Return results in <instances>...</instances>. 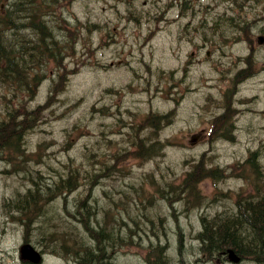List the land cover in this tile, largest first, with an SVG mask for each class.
Returning <instances> with one entry per match:
<instances>
[{
    "label": "rangeland",
    "instance_id": "obj_1",
    "mask_svg": "<svg viewBox=\"0 0 264 264\" xmlns=\"http://www.w3.org/2000/svg\"><path fill=\"white\" fill-rule=\"evenodd\" d=\"M117 1L64 0L58 6L52 5L48 13L53 12L54 15L36 16L38 22L52 19L56 29L65 28L67 39L64 31L60 30L62 37L55 31L61 43L58 47L61 56L58 61L42 60L38 73L32 74L41 79L33 93L14 92L12 88L0 84V120L6 118L7 111L19 105L37 108L38 121L26 137V149L40 154L31 163L33 169L43 173L42 179L56 178L70 169L78 172L76 178L80 185L69 193L59 194L60 198L49 207L51 213L56 210V232H66V228L85 232L84 225L79 224L73 213L78 211L76 204L87 198L92 188L94 199L98 201L96 210L105 209L112 213L117 205L116 210L123 209L125 212L123 217L129 223L128 227L131 225L139 233L133 239V245L132 242L127 243L118 251L117 264H161L157 261L156 249L152 248L156 245L153 239L161 245L166 244L163 251L166 263L162 264H180L182 256L197 261L199 243L194 236L200 230V217L232 212L235 197L246 190L250 192L251 180L239 178V175L243 170L242 163L253 152H256V168L262 173L260 182L264 183V67L257 77H252L238 90L240 93L236 101L240 102H234L231 105L234 109L228 114L234 115L237 122L229 129L227 138L219 139L217 135L230 118H225L218 125L212 124V119L221 112L220 87L224 85L223 79L226 83L228 78H221L211 68H206L210 61L203 57L205 51L200 57L192 54L195 62L189 78L169 79L167 73L180 65L185 54H198L204 42H193V46L187 41L176 42L172 50L177 52L173 54L170 50L171 32L181 29L182 24L171 26L170 14L165 27L143 49L136 44L132 46L133 41L120 40L127 46H112L109 50L105 42L109 31H106L104 21L116 18ZM200 1L210 2L214 7L208 12L209 16H202L209 22L201 28L212 32L222 30L224 39L241 40L239 32L245 19L264 21L262 0H256V11L255 2L245 0V10L239 22L238 18L235 19L236 14L233 16L231 11L226 10V0ZM143 4V0L133 2V6L141 7ZM123 7L118 5L120 10ZM198 10L204 12L202 6ZM89 19L100 27L89 29ZM22 20L27 22L29 19L25 17ZM263 23H257L252 36L261 33ZM192 24L198 25V17L192 20ZM143 27L146 29L147 25ZM128 30L123 39L135 40L140 34L141 39L147 40L145 30L142 34L135 27ZM29 35L25 29L19 31L18 37L26 41ZM76 36L80 40L74 44ZM121 36L119 33V39H122ZM222 38L214 37L216 40ZM208 48L212 49L210 45ZM225 50L224 64L229 66L237 55L242 56L248 50V45L240 41L226 46ZM175 55L177 57H173ZM116 58L122 59L124 65H112L111 60ZM141 58L150 64L151 72L142 68ZM162 70L166 71L164 76ZM203 71L204 75H208L201 77L200 72ZM137 74L144 78H138ZM244 101L246 104L243 105ZM249 106L253 108H246ZM172 110L173 116L169 117L168 113ZM35 116V112L28 114L29 118ZM165 118L168 119L164 125L157 128L156 122ZM139 140L146 144L154 143L149 146H157L160 151L150 159L132 156L133 144ZM113 157L118 158L119 168L107 175L106 166L112 163ZM199 163L201 167L195 165ZM97 165L102 167L98 168L92 185H82L86 173L94 172ZM215 170L219 172L218 176L224 178L214 181L207 174ZM188 173H195L198 177L196 184L189 187L185 184ZM154 182L173 186L175 193H182L180 197L175 194L176 200L169 203L170 200L160 198L158 186L153 188ZM25 183L21 171L13 169L8 162L0 161V264H30L24 263L20 253L26 243L33 244L43 254L41 264H77L72 256L59 254L43 243L42 248L35 241L29 242L32 236L26 238L24 230L1 212V206ZM93 185L96 190H93ZM190 195L198 199L188 202L186 199ZM141 198L143 204L140 203ZM72 217L77 221L74 228L66 226L67 222L74 220ZM147 219L155 223L142 222ZM135 223H138V228ZM181 234L185 240L183 249L193 248L191 256L186 251H182V255L178 252L176 245ZM157 236L159 240L155 238ZM199 264L216 263L199 261ZM221 264L254 263L248 260L234 263L229 258Z\"/></svg>",
    "mask_w": 264,
    "mask_h": 264
},
{
    "label": "trees",
    "instance_id": "obj_2",
    "mask_svg": "<svg viewBox=\"0 0 264 264\" xmlns=\"http://www.w3.org/2000/svg\"><path fill=\"white\" fill-rule=\"evenodd\" d=\"M25 1L22 0L20 3L14 1L12 4L10 0H0V84L12 88L14 92L33 93L41 79L36 75L32 76L31 67L44 58L55 57L59 51L57 47H61V43L48 29L39 26L40 24L32 27L31 34L35 36L32 48L18 37L19 31L16 30L18 27H15L14 19L22 20L25 17L28 19L29 8L25 6ZM12 9H15V13ZM28 49L32 52L30 53ZM38 111L37 108L19 105L7 111L6 118L0 120V160L12 164L16 171H21L26 181L25 185L1 206V212L24 230L26 238L32 236L29 242L35 241L40 247L43 243L54 248L59 254L72 256L77 264H117L118 251L127 243L132 242L133 245V239H136L139 233L135 232L131 225L128 227L129 223L123 217L125 212L123 209L116 210L117 205L115 212L112 213L105 209L96 210L98 201L94 199L92 188L88 197L82 199L79 205L76 204L78 211L73 213L79 224L84 225L85 232L69 231L68 228L64 230L66 232H56L54 228L57 220L56 210L51 213L49 207L60 198L59 194L75 190L80 183L76 178L78 172L72 169L51 179H42L43 173L33 169L31 163L37 160L40 154L27 152L26 137L38 121ZM30 112H35L36 116L29 118ZM166 119L168 118L158 120L157 128L164 125ZM152 125L155 126L154 122ZM151 144L143 143L142 140L137 141L133 144L135 149L131 152L132 156L142 159L156 156L160 150L157 146L156 148L153 145L149 146ZM111 161L112 163L106 166L107 175L119 168L117 157H113ZM100 167L102 165H97L94 172L92 170L91 173L87 172L82 185L83 183L92 185ZM211 174L215 177L214 172ZM186 177L187 187L196 184L198 177L195 173H188ZM157 186L160 198L170 200L169 203L176 200L175 194L180 197L182 193V191L175 193L173 186L165 183L162 186L161 183L154 182L153 188ZM93 190H96L95 185ZM150 194L152 196L151 191ZM197 198L190 195L186 200L192 202ZM140 203L143 204L142 198ZM130 220L134 222L131 217ZM142 222L155 223L150 219ZM138 223H135L136 228ZM76 224L77 221L74 219L67 222L66 226L74 228ZM199 224L200 230L194 236V240L199 243V260L191 261L182 256L180 264H199V261L221 264L229 260V250L234 251L241 261L264 264V194L254 199L246 192L245 196L238 198L232 212L217 213L213 216L203 215ZM155 238L160 239L158 236ZM153 242L156 243L152 248L156 249L158 263H166L163 257L166 244L163 247L154 239ZM183 244L185 240L181 234L176 245L178 252L182 255V251H186L187 255L191 256L192 246L191 250L183 249Z\"/></svg>",
    "mask_w": 264,
    "mask_h": 264
},
{
    "label": "flooded vegetation",
    "instance_id": "obj_3",
    "mask_svg": "<svg viewBox=\"0 0 264 264\" xmlns=\"http://www.w3.org/2000/svg\"><path fill=\"white\" fill-rule=\"evenodd\" d=\"M121 1V0H119ZM250 1H254L255 2V8L254 11H256V1L255 0H250ZM190 0H172V5L174 7V17H173V21L174 23H179L180 21L184 20L185 17L189 16V19L192 21L194 18L198 17V20L200 19L202 22H204L203 26L208 25L209 21H205L204 18H202V16L204 14L208 15V11L209 9H203V13L201 14H197L195 12V10L193 8L190 7ZM245 10L243 8H236L235 11L239 12V20L240 17L242 15V11ZM259 22H264L262 19H249V20H244L243 21V27L241 28V34L243 35V43L245 45H248L250 43L249 38L252 37V31L256 28L257 23ZM192 24H188V25H182L181 29H176L173 32V41L172 43H176L179 42L180 44L184 41H187L188 43L191 44V46H193V42L195 43L203 41L204 45L200 48L198 54H194L193 52H191V54L188 56V53L184 55V58L181 60L180 65L178 67H173L170 70V75H171V79H175V78H185L188 77L190 75V71L192 69V65L195 62L194 59L192 58V54L195 57H200L201 53L203 51H205L203 57L207 58L210 61V65L206 66L211 68V70L220 75L222 78L223 77H227L228 78V83L231 84L232 89L228 90L227 92H221L220 94V98H221V103L219 105L221 112L218 115H215L212 119V124L218 125L219 122H221L222 120H224L225 118H230V122L225 123L224 127H235V122H237V119L235 120L234 115L232 116H228V114L234 109V105L240 101H236L237 95H239V92H237L236 94V86L237 83L239 81H241L244 77H246L247 75H249L250 73H252V68H253V63L255 61V56L256 52H247V54H245L243 56V62L245 63V67L241 68L240 67V57L236 56L233 59V62L231 65L229 66H225L224 64V58L226 55V50L225 47L232 45L234 43H237L235 41H230V40H225L222 38L223 35V31L221 30L220 32H212L209 30H203V32L199 31V28H196V32L193 33L192 31ZM211 32V33H210ZM260 32L259 34L264 33V23L263 26L260 28ZM193 34H195V38L193 37ZM200 37L199 39H197L196 37ZM215 38H222V39H214ZM219 41H221L222 43H220ZM212 47V49L208 48L207 46ZM174 45H172L171 50L173 48ZM192 51V50H191ZM177 51L176 49L172 50V53L175 54ZM258 56V55H257ZM173 57H177V55L173 56ZM220 63H222L223 65H219ZM203 68V67H202ZM205 68V67H204ZM203 72H200L201 77L207 76L208 74H203ZM249 97H246L245 99H247ZM240 100V99H238ZM253 101V98H251V103ZM246 104V102H243V105ZM231 106V107H230ZM246 108H253L251 106L246 107ZM174 111H172V116H173ZM223 127V128H224ZM258 188H264V185L260 184V185H254V193H253V197L255 198L256 196H259L260 194L256 193V189Z\"/></svg>",
    "mask_w": 264,
    "mask_h": 264
},
{
    "label": "water",
    "instance_id": "obj_4",
    "mask_svg": "<svg viewBox=\"0 0 264 264\" xmlns=\"http://www.w3.org/2000/svg\"><path fill=\"white\" fill-rule=\"evenodd\" d=\"M21 253H22V257L24 259H27V260L31 261L32 263H35V264H38L42 259L41 253L38 252L31 245H25L22 248ZM230 256L234 262H239L240 258L238 256H236L233 251H230Z\"/></svg>",
    "mask_w": 264,
    "mask_h": 264
},
{
    "label": "bare ground",
    "instance_id": "obj_5",
    "mask_svg": "<svg viewBox=\"0 0 264 264\" xmlns=\"http://www.w3.org/2000/svg\"><path fill=\"white\" fill-rule=\"evenodd\" d=\"M155 246H156V245H155ZM161 246H163V247H164L165 245H161Z\"/></svg>",
    "mask_w": 264,
    "mask_h": 264
}]
</instances>
